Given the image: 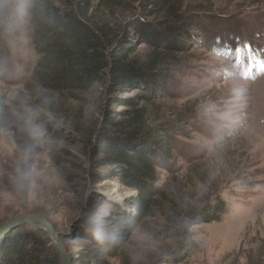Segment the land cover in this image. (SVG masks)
<instances>
[{
	"label": "rangeland",
	"instance_id": "obj_1",
	"mask_svg": "<svg viewBox=\"0 0 264 264\" xmlns=\"http://www.w3.org/2000/svg\"><path fill=\"white\" fill-rule=\"evenodd\" d=\"M125 1L131 7L115 19L132 35L131 58L160 53L156 73L127 77L123 92L95 84L70 98L36 89L40 56L26 6L21 14L23 0H0V27L18 32L0 50V226L18 216L47 220L71 264H264V0H166L154 16L142 0ZM138 20L163 31L182 20L190 27L158 49L129 27ZM132 110L141 111L143 131L168 135L171 145L168 154L145 138L126 142L155 156V191L142 215L138 193L106 176L115 168L99 136L111 115L119 122ZM31 228L0 237V256ZM186 233L195 251L182 245Z\"/></svg>",
	"mask_w": 264,
	"mask_h": 264
},
{
	"label": "trees",
	"instance_id": "obj_2",
	"mask_svg": "<svg viewBox=\"0 0 264 264\" xmlns=\"http://www.w3.org/2000/svg\"><path fill=\"white\" fill-rule=\"evenodd\" d=\"M23 2L27 9L32 42L40 56L31 74V82L38 91L72 98L100 84L109 86L110 92L119 93L123 92L127 77L146 80L156 73L154 68L162 61L161 54L157 52L143 61L131 58L133 50L127 40L132 35L115 19L118 11L131 7L125 0H99L97 3L92 0ZM166 3V0H142L144 11L149 16L162 14L167 7ZM0 15V24L5 23L2 12ZM181 22L182 25L172 26L166 31L162 30L161 23L149 26L142 24L141 20L132 21L129 27L134 28V32L146 40L145 43L160 49L169 43L170 37L181 39L187 33L190 25L184 24L183 20ZM17 36L16 29L0 27V50L5 47L6 41L16 40ZM133 100L130 101L131 105H134ZM144 100L149 101L148 98ZM46 106L55 109L51 104ZM3 110L0 107V112ZM110 119L112 121L107 120L108 127H104L105 132L99 135L102 139V153L107 155L105 160L115 168L106 176L116 177L138 193L135 202L142 215L148 211L151 193L155 191V156L126 142L145 138L159 151L169 154L170 138L168 135H160L157 130L143 131V115L138 110H132L127 118L119 122H114L112 115ZM110 133L115 138L106 140ZM219 210L223 211L222 208ZM141 215L134 219L139 220ZM202 219L201 223L207 220ZM126 225L128 228L133 226ZM23 232L14 234L3 248L0 264H61L59 252L43 230L31 228ZM189 235L186 233L182 245L188 251H195L196 244ZM43 237L46 238L41 241ZM108 245L112 248L108 249L109 252L115 250V244L108 242Z\"/></svg>",
	"mask_w": 264,
	"mask_h": 264
},
{
	"label": "water",
	"instance_id": "obj_3",
	"mask_svg": "<svg viewBox=\"0 0 264 264\" xmlns=\"http://www.w3.org/2000/svg\"><path fill=\"white\" fill-rule=\"evenodd\" d=\"M29 224L34 226L37 229L43 230L47 236L49 237L51 243L55 246L57 251L60 254V257L62 259V264H71V258L69 254L67 253L65 246L61 242V240L58 238V235L56 233L55 228L51 223H49L45 219H41L34 215H26V216H18L15 218H12L8 222L4 223L0 226V237L6 235L10 231L18 228L19 226Z\"/></svg>",
	"mask_w": 264,
	"mask_h": 264
},
{
	"label": "clouds",
	"instance_id": "obj_4",
	"mask_svg": "<svg viewBox=\"0 0 264 264\" xmlns=\"http://www.w3.org/2000/svg\"><path fill=\"white\" fill-rule=\"evenodd\" d=\"M16 10L22 14L24 12V10H25V5L24 4L17 5V9ZM49 103H51V100L49 98H45V104H49ZM39 111H44V109H39L37 111V114H39ZM46 115H47V118H48L49 122H52V121L55 120V117L53 116V114L51 112H46ZM57 126H59V125H57ZM28 176H29V174L27 172L21 171L20 180L21 181L27 180Z\"/></svg>",
	"mask_w": 264,
	"mask_h": 264
}]
</instances>
